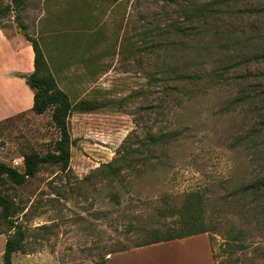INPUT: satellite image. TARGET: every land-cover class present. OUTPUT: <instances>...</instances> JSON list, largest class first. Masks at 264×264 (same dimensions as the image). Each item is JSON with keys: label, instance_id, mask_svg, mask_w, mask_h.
Here are the masks:
<instances>
[{"label": "rangeland", "instance_id": "374dc122", "mask_svg": "<svg viewBox=\"0 0 264 264\" xmlns=\"http://www.w3.org/2000/svg\"><path fill=\"white\" fill-rule=\"evenodd\" d=\"M231 3L218 16L220 28L264 32V0ZM6 4L13 1L0 0ZM176 7L170 0H23L17 17L10 11L0 20L9 33L25 24L44 55L69 60L79 77L87 73L93 86L89 90L88 83L81 99L96 105L68 116L72 144L66 170L45 164L24 184L9 183V220L25 231L23 249L12 254L14 264H99L143 240L145 228L178 229V208L189 192L203 196L214 264H264V200L236 195L264 174V137L239 141L264 123V60L250 57L263 48L264 34L227 49L193 42L197 47L173 57L170 34L157 32L165 33L177 18ZM173 63L187 72L221 75L203 93L179 104L167 97L159 106L162 91L175 86L168 76ZM49 114L1 120L0 162L22 170L21 154L53 150L58 130ZM159 128L181 133L144 150L145 164L122 169L116 179L97 169L121 144L134 148ZM9 222L0 209V264L14 231ZM229 231L239 234L242 246L223 245Z\"/></svg>", "mask_w": 264, "mask_h": 264}, {"label": "trees", "instance_id": "16d2710c", "mask_svg": "<svg viewBox=\"0 0 264 264\" xmlns=\"http://www.w3.org/2000/svg\"><path fill=\"white\" fill-rule=\"evenodd\" d=\"M13 6L6 4L0 6V20L8 16L10 11H15L16 17L22 5L23 0H12ZM174 3L178 13L177 18L170 20L166 25V32H157L158 35L168 36L170 34L168 46L173 50L171 56L175 57V52L190 50L197 47L198 42H216L219 47L227 49L233 43H247L249 41H258L260 35L264 32L260 30L243 28L221 27L218 16L223 10L230 6L231 0H170ZM217 22V25L214 23ZM219 22V24H218ZM2 28V26H0ZM19 28L29 41L33 50V70L22 77L26 84L32 90L33 103L31 111L35 114H42L50 111L51 121L58 130V138L54 141L53 150L44 154L32 150L21 154L23 169L19 170L13 165L0 162V209L1 217L5 222L14 228L12 236L7 238L4 244L2 258L4 264H14L12 262V254L23 249L25 231L21 225L15 224L9 220L14 212V202L10 193L7 192L9 183L13 185H22L29 178L38 173L40 167L45 164L59 165L60 170H66L70 160V145L72 139L68 128V116L72 111L89 112L94 109L95 102L80 99L73 103L70 101L68 94L61 90L48 67L42 47L37 38L32 37L26 32L25 24L20 23ZM242 34L244 35L242 37ZM262 38H264L262 36ZM193 42L198 44L191 45ZM251 59L264 60V46L258 52L252 54ZM248 60V58L246 59ZM169 78L175 81V86L167 91H162L159 106L171 97L174 103H181L186 99H190L204 92V88L211 87L210 81H218L219 75L216 72H187L181 67L173 63L168 66ZM259 93H255L250 97H255ZM244 96L234 100V103L241 101ZM234 105V104H233ZM181 133L180 129L169 128L163 130L159 128L156 132L149 131L145 140L140 141L137 146L130 148L121 144L118 148L116 156L109 162L102 163L97 169L104 172L103 175L108 179H116L122 169L135 170L138 165L145 164L147 157L142 155L144 150L150 151L157 146L168 144L171 140L176 139ZM264 137V123H259L256 127L250 128L245 138L239 141L255 142L258 138ZM248 140V141H247ZM255 146V143L253 144ZM142 155V156H141ZM242 200L251 196L254 200H264V174L245 183L236 191ZM204 199L199 192H189L186 194L182 205L178 208V219L176 223L180 225L178 229L169 227L166 231L159 232L157 229L145 228L144 239L136 243L133 247L149 245L161 241H168L186 236L210 233L212 229L210 223L204 216ZM214 229V228H213ZM228 237L224 239L223 245L232 246L237 243L239 234H232L229 231ZM211 245V243H210ZM242 246V244H238ZM131 247H123L120 250H126ZM212 250V246H211ZM116 252V251H113ZM213 259L214 254H212ZM103 262L99 264H103Z\"/></svg>", "mask_w": 264, "mask_h": 264}, {"label": "crops", "instance_id": "0c3cea01", "mask_svg": "<svg viewBox=\"0 0 264 264\" xmlns=\"http://www.w3.org/2000/svg\"><path fill=\"white\" fill-rule=\"evenodd\" d=\"M44 56L57 86L68 94L71 102L87 97L88 83L89 90L93 86L87 73L79 77L72 72L69 60ZM60 63L64 66H59ZM32 70L33 50L29 41L21 31L9 33L0 28V121L33 113V93L22 77ZM47 112L33 114L42 116ZM48 117L51 119L50 114ZM103 264H214V260L208 235L199 233L111 252Z\"/></svg>", "mask_w": 264, "mask_h": 264}]
</instances>
